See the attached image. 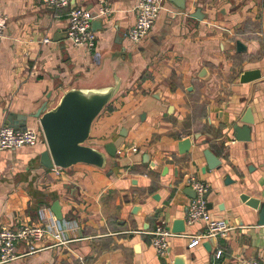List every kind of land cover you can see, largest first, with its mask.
I'll return each mask as SVG.
<instances>
[{
	"label": "crops",
	"instance_id": "obj_1",
	"mask_svg": "<svg viewBox=\"0 0 264 264\" xmlns=\"http://www.w3.org/2000/svg\"><path fill=\"white\" fill-rule=\"evenodd\" d=\"M137 2L106 0L88 51L63 36L69 8L0 0L7 18L0 37V126L11 115H26V126H38L30 114L41 103L50 105L61 88L89 81L111 63L125 76L89 138L115 144L110 176L83 163L59 175L43 167V136L34 146L0 151V224L40 225L42 210L65 237L54 245L46 239L42 244H50L26 255L21 244L20 256L0 264H173L179 255L184 264H240L243 257L264 263V224L257 225V211L239 199L240 193L264 199V0H184L183 9L164 0L150 33L134 44L126 33ZM75 6L100 10L98 0H75ZM197 8L201 20L190 16ZM236 40L245 51H236ZM250 68L261 78L240 82ZM248 106L255 121L251 139L237 140L229 122ZM183 139L188 144L180 151ZM205 148L220 160L209 171H202ZM190 174L208 184L210 214L232 228L209 246L207 239L189 248L187 235L201 233L204 223L185 224L184 235L168 236L158 254L147 231L163 221L171 229L174 219L185 217ZM55 200L60 219L51 211Z\"/></svg>",
	"mask_w": 264,
	"mask_h": 264
},
{
	"label": "water",
	"instance_id": "obj_2",
	"mask_svg": "<svg viewBox=\"0 0 264 264\" xmlns=\"http://www.w3.org/2000/svg\"><path fill=\"white\" fill-rule=\"evenodd\" d=\"M176 7L183 9L184 0H169ZM70 5L75 6V0H70ZM95 16L91 22L92 29L98 30L102 26V18ZM190 16L201 20L204 15L200 14V8L190 13ZM66 37V31L63 35ZM60 38V37H59ZM58 39V38H55ZM236 51L243 52L246 46L242 41H235ZM261 78L258 68H250L242 71L239 76L240 82H249ZM125 76L122 74L118 63H111L109 66L97 71L89 81L76 80L69 87L61 88L54 101L48 105L47 101L30 114L36 118L38 126L42 132L46 149L40 153V164L45 168H61L65 172L71 170L76 164H89L104 170L109 176L112 174V165L116 155V146L113 142L104 144L91 143L90 133L93 122L106 109L110 102L121 92ZM260 112H264V104L259 107ZM26 115L9 116L5 124L16 128L26 127ZM254 116L252 108L246 107L245 111L238 118L232 119L229 124L232 135L237 140L248 141L251 139V124ZM242 123V124H240ZM188 144V139L179 142V150L184 151ZM205 165L202 171H209L220 165L219 158L208 148L203 150ZM184 192L189 197H194V190L187 186ZM207 194H205V198ZM239 199L246 205L257 211V225L264 224V199L240 193ZM212 206L207 202V207ZM51 211L57 219L61 218L58 201L51 205ZM185 230L184 218L174 219L171 225L172 232H183ZM132 236V235H131ZM215 237H210L204 245L209 246ZM173 264H184V256H176Z\"/></svg>",
	"mask_w": 264,
	"mask_h": 264
},
{
	"label": "built area",
	"instance_id": "obj_3",
	"mask_svg": "<svg viewBox=\"0 0 264 264\" xmlns=\"http://www.w3.org/2000/svg\"><path fill=\"white\" fill-rule=\"evenodd\" d=\"M54 7H65L68 10V22L66 26V38L69 42L77 47H83L88 51L94 50L96 42V33L91 27V22L95 16L89 9L84 7H70V0H42ZM100 10L97 16L107 12V8L102 6L106 0H98ZM164 0H138L136 5V19L134 24L128 29L127 38L134 44L143 41L150 33L153 25L162 9ZM7 25V18L0 13V37H2L4 29ZM48 41L49 39H44ZM42 132L39 126H26L25 128H16L11 125L0 126V151L17 149L24 146H34L42 138ZM132 151H136L132 147ZM56 174L66 173L61 168H55ZM187 185L191 187L195 195L189 199L187 212L184 217L185 224L195 222H203L204 229L196 235H187V247H193L200 244L202 240L210 237H225L228 235L232 226L225 218L213 217L207 207L205 194L208 191V184L194 174H190L186 179ZM41 219L40 225L19 224L18 226H10L7 223L0 224V263L8 262L20 256L17 253L19 245L24 246L21 255L37 252L43 249L47 244L62 243L65 237L59 222L54 217H46L43 211H39ZM150 235V243L156 253H164L168 236L184 235L182 232H172L163 221L155 226L154 229L147 231ZM46 239L50 243L43 245ZM221 250L216 252L220 255ZM240 264H264L257 258L243 257Z\"/></svg>",
	"mask_w": 264,
	"mask_h": 264
}]
</instances>
